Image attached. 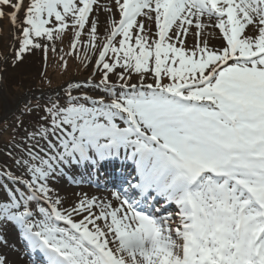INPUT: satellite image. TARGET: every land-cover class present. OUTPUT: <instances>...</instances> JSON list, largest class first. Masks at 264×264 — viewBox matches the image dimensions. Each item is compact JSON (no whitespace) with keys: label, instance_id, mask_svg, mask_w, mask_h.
Listing matches in <instances>:
<instances>
[{"label":"snow or ice","instance_id":"6c2138e0","mask_svg":"<svg viewBox=\"0 0 264 264\" xmlns=\"http://www.w3.org/2000/svg\"><path fill=\"white\" fill-rule=\"evenodd\" d=\"M0 41V85L88 73L0 115V264H264V0H0Z\"/></svg>","mask_w":264,"mask_h":264},{"label":"rangeland","instance_id":"374dc122","mask_svg":"<svg viewBox=\"0 0 264 264\" xmlns=\"http://www.w3.org/2000/svg\"><path fill=\"white\" fill-rule=\"evenodd\" d=\"M59 46L68 51L67 40ZM66 58L67 70L61 67L59 59L52 57L51 54L46 66L42 64L41 56L37 54L28 57L18 68H10L3 85H0V115L4 114L5 108L15 110L23 106L26 100L30 101V106L44 104L54 90H59L67 82L79 80L88 74L71 57ZM7 139L8 135L5 134L3 140ZM5 252L12 264H28L27 259L22 258L19 252L11 249H6Z\"/></svg>","mask_w":264,"mask_h":264}]
</instances>
